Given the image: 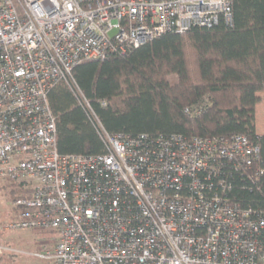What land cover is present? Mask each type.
Segmentation results:
<instances>
[{
  "label": "built area",
  "instance_id": "2783aa9c",
  "mask_svg": "<svg viewBox=\"0 0 264 264\" xmlns=\"http://www.w3.org/2000/svg\"><path fill=\"white\" fill-rule=\"evenodd\" d=\"M232 0H0V178L25 191L4 230L49 232L39 264H264L257 142L105 130L72 70L164 32L232 22ZM63 81L104 152L60 154ZM18 251L0 243L5 254Z\"/></svg>",
  "mask_w": 264,
  "mask_h": 264
},
{
  "label": "trees",
  "instance_id": "16d2710c",
  "mask_svg": "<svg viewBox=\"0 0 264 264\" xmlns=\"http://www.w3.org/2000/svg\"><path fill=\"white\" fill-rule=\"evenodd\" d=\"M231 10V24L220 20L211 27L164 32L124 54L75 65L73 78L105 130L152 137L244 134L259 144L264 161V134L255 130L264 92V0H232ZM48 101L60 154L104 152L67 83H55ZM0 188L11 203L25 193L8 179L0 178ZM14 211L11 205L8 222ZM2 264H14V254H5Z\"/></svg>",
  "mask_w": 264,
  "mask_h": 264
},
{
  "label": "rangeland",
  "instance_id": "374dc122",
  "mask_svg": "<svg viewBox=\"0 0 264 264\" xmlns=\"http://www.w3.org/2000/svg\"><path fill=\"white\" fill-rule=\"evenodd\" d=\"M170 81H175V75L169 77ZM255 130L257 134H264V92L261 93V101L256 105L255 113ZM11 202L6 198L5 191L0 188V240L7 241L17 249L18 253L14 254V264H39V261L27 252L37 249L38 244L49 236L46 231L32 230H4L3 226L11 217Z\"/></svg>",
  "mask_w": 264,
  "mask_h": 264
}]
</instances>
